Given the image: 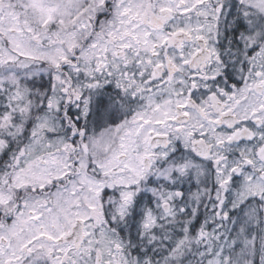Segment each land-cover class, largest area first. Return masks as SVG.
<instances>
[{
	"label": "snow or ice",
	"instance_id": "1",
	"mask_svg": "<svg viewBox=\"0 0 264 264\" xmlns=\"http://www.w3.org/2000/svg\"><path fill=\"white\" fill-rule=\"evenodd\" d=\"M0 264H264V0H0Z\"/></svg>",
	"mask_w": 264,
	"mask_h": 264
}]
</instances>
